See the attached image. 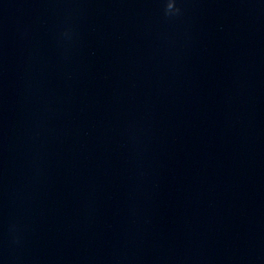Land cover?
Instances as JSON below:
<instances>
[{"label":"clouds","instance_id":"9594fccd","mask_svg":"<svg viewBox=\"0 0 264 264\" xmlns=\"http://www.w3.org/2000/svg\"><path fill=\"white\" fill-rule=\"evenodd\" d=\"M167 7L169 10H172L174 8V4L172 2H169Z\"/></svg>","mask_w":264,"mask_h":264}]
</instances>
